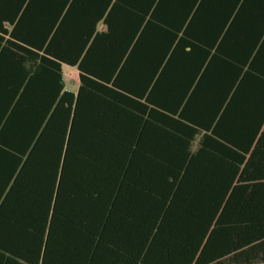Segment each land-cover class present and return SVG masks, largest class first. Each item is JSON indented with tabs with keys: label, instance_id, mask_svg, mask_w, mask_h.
Here are the masks:
<instances>
[{
	"label": "trees",
	"instance_id": "1",
	"mask_svg": "<svg viewBox=\"0 0 264 264\" xmlns=\"http://www.w3.org/2000/svg\"><path fill=\"white\" fill-rule=\"evenodd\" d=\"M0 264H264V0H0Z\"/></svg>",
	"mask_w": 264,
	"mask_h": 264
},
{
	"label": "rangeland",
	"instance_id": "2",
	"mask_svg": "<svg viewBox=\"0 0 264 264\" xmlns=\"http://www.w3.org/2000/svg\"><path fill=\"white\" fill-rule=\"evenodd\" d=\"M65 83L71 91H75L80 83L79 71L76 67L65 65L63 68Z\"/></svg>",
	"mask_w": 264,
	"mask_h": 264
},
{
	"label": "crops",
	"instance_id": "3",
	"mask_svg": "<svg viewBox=\"0 0 264 264\" xmlns=\"http://www.w3.org/2000/svg\"><path fill=\"white\" fill-rule=\"evenodd\" d=\"M64 66L65 65H63V68H64ZM66 86H67V84H66ZM78 87H79V85H78ZM67 88H68V86H67ZM69 89V88H68ZM78 89V88H77ZM77 89L74 91V92H76L77 91ZM70 90V89H69ZM141 132H142V122L140 121V126H139V128H137V136L139 135H141Z\"/></svg>",
	"mask_w": 264,
	"mask_h": 264
}]
</instances>
